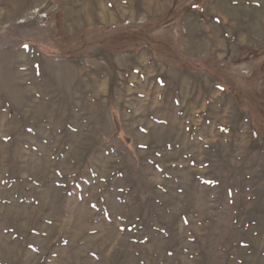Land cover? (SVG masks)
Segmentation results:
<instances>
[{"label":"rangeland","instance_id":"obj_1","mask_svg":"<svg viewBox=\"0 0 264 264\" xmlns=\"http://www.w3.org/2000/svg\"><path fill=\"white\" fill-rule=\"evenodd\" d=\"M0 264H264V0H0Z\"/></svg>","mask_w":264,"mask_h":264}]
</instances>
